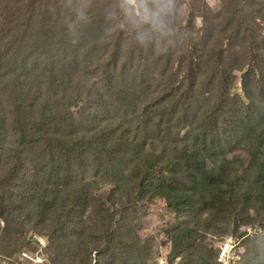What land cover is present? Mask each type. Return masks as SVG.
I'll return each mask as SVG.
<instances>
[{
	"label": "rangeland",
	"instance_id": "obj_1",
	"mask_svg": "<svg viewBox=\"0 0 264 264\" xmlns=\"http://www.w3.org/2000/svg\"><path fill=\"white\" fill-rule=\"evenodd\" d=\"M1 119L0 264H264V0H0Z\"/></svg>",
	"mask_w": 264,
	"mask_h": 264
},
{
	"label": "trees",
	"instance_id": "obj_2",
	"mask_svg": "<svg viewBox=\"0 0 264 264\" xmlns=\"http://www.w3.org/2000/svg\"><path fill=\"white\" fill-rule=\"evenodd\" d=\"M5 133H6V127H5V121L4 120H0V144H1V142L3 141V138H4V135H5ZM256 135H259V136H264V130H262V131H260V132H258ZM24 140H25V138L23 137V139L20 141V142H24ZM196 154V153H195ZM195 154L194 153H192L191 154V156L193 157V158H195ZM250 162H252L253 164H256V165H258V167L260 168V170H261V172L264 174V161H261L260 159H258L257 157H256V155H255V157L252 159V160H250ZM147 181V180H146ZM144 184V183H143ZM141 185V190H140V193L142 194L143 192H144V189H143V186L144 185ZM165 186H166V188H167V191H165L166 192V195H167V197L168 196H170V194H172V193H176L177 195H183V194H179V193H177V188L176 187H173V186H171V185H167L166 183L164 184ZM263 192V191H262ZM182 199H184V197H181ZM180 199V198H179ZM178 199V197H175L174 199H173V202L171 203V204H177L178 202L180 203V200ZM183 203H186V199L185 200H183V202L182 203H180V204H183ZM22 252H27V253H30L31 255H34L32 252H30V251H22ZM22 252H20L19 254H17V260L13 263V264H30L28 261H26V260H24L22 257H21V253ZM90 252V251H89ZM43 264H49V263H43ZM105 264V263H104ZM117 264V263H116ZM160 264H162V263H160ZM216 264H219L218 263V259H217V261H216Z\"/></svg>",
	"mask_w": 264,
	"mask_h": 264
},
{
	"label": "built area",
	"instance_id": "obj_3",
	"mask_svg": "<svg viewBox=\"0 0 264 264\" xmlns=\"http://www.w3.org/2000/svg\"><path fill=\"white\" fill-rule=\"evenodd\" d=\"M40 247H43L42 244H40ZM228 251V248L226 251H223L218 258V263L219 264H229V262H231L230 260L225 258V255ZM21 257L28 261L30 264H43L44 260H42L39 256H37V254L31 255L30 253L27 252H22L21 253ZM33 258H37L38 260H33Z\"/></svg>",
	"mask_w": 264,
	"mask_h": 264
},
{
	"label": "crops",
	"instance_id": "obj_4",
	"mask_svg": "<svg viewBox=\"0 0 264 264\" xmlns=\"http://www.w3.org/2000/svg\"><path fill=\"white\" fill-rule=\"evenodd\" d=\"M39 246H40V244H39Z\"/></svg>",
	"mask_w": 264,
	"mask_h": 264
}]
</instances>
